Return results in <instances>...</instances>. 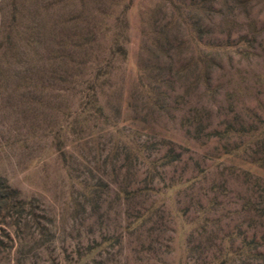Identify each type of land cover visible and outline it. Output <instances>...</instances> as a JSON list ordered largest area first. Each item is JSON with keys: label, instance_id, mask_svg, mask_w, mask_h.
I'll return each instance as SVG.
<instances>
[{"label": "rangeland", "instance_id": "374dc122", "mask_svg": "<svg viewBox=\"0 0 264 264\" xmlns=\"http://www.w3.org/2000/svg\"><path fill=\"white\" fill-rule=\"evenodd\" d=\"M173 1L0 0V264H264V0Z\"/></svg>", "mask_w": 264, "mask_h": 264}, {"label": "trees", "instance_id": "16d2710c", "mask_svg": "<svg viewBox=\"0 0 264 264\" xmlns=\"http://www.w3.org/2000/svg\"><path fill=\"white\" fill-rule=\"evenodd\" d=\"M164 1H167L170 5L173 6V10H172L173 14H174L175 17H178V19L180 21L181 20L180 18L183 17V12H184L183 8H182L183 7V5H182L183 3L182 4L180 3L178 5L173 0H164ZM199 6L201 7V4L200 5H196V7L198 9H200ZM184 22L181 21L182 24ZM169 154L170 153L165 154L162 158H167L166 160H168V158L171 159ZM166 160H165V162H167ZM165 162L162 163V164H166ZM17 194H18L17 190L12 189L5 182H1V179H0V217L2 219L5 218L6 216L12 215V214H16L17 216H20V214L23 212L25 202L23 200L19 199L17 197ZM262 238H263V236L261 237V239ZM254 243H257V242L255 241L254 238H252L249 241H247L246 243H243L242 248H246L247 247V248H249L251 250H254L253 251V257H255V256H263L264 257V252L258 251L256 246L250 247Z\"/></svg>", "mask_w": 264, "mask_h": 264}]
</instances>
